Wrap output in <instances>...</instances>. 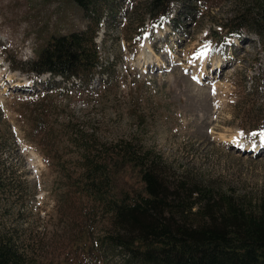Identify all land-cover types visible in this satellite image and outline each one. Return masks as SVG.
Segmentation results:
<instances>
[{
  "label": "rangeland",
  "instance_id": "374dc122",
  "mask_svg": "<svg viewBox=\"0 0 264 264\" xmlns=\"http://www.w3.org/2000/svg\"><path fill=\"white\" fill-rule=\"evenodd\" d=\"M149 1L110 0L96 38L109 74L89 87L31 71L52 37L86 29L81 9L70 0H0V182L8 187L0 234L43 263L81 258L71 241L84 211L61 201L76 194L37 141L46 134L34 125L37 108L72 171L78 152L67 139L78 131L140 142L167 177L192 188L264 200L263 43L237 18L248 0L174 2V21L160 25L149 22Z\"/></svg>",
  "mask_w": 264,
  "mask_h": 264
},
{
  "label": "trees",
  "instance_id": "16d2710c",
  "mask_svg": "<svg viewBox=\"0 0 264 264\" xmlns=\"http://www.w3.org/2000/svg\"><path fill=\"white\" fill-rule=\"evenodd\" d=\"M70 1L89 24L85 30L52 37L31 71L91 87L96 77L109 74L96 38L104 10L113 9L110 0ZM174 2L187 0H150L151 25L174 21ZM237 18L240 29L259 36L264 51V0H248ZM33 114L36 128L46 133L36 137L46 159L59 162L66 186L77 195L67 191L69 198L61 201L84 211L80 225L73 227L71 249L81 255L74 264H102L111 258L119 264H264V200L247 203L234 194L217 196L209 188H192L185 177H167L156 160L160 158L142 143L103 141L78 131L67 139L78 152L72 171L68 161L58 157L61 141L46 111L37 108ZM4 189L8 187L0 182ZM0 264L48 263L36 260L3 233Z\"/></svg>",
  "mask_w": 264,
  "mask_h": 264
},
{
  "label": "snow or ice",
  "instance_id": "6c2138e0",
  "mask_svg": "<svg viewBox=\"0 0 264 264\" xmlns=\"http://www.w3.org/2000/svg\"><path fill=\"white\" fill-rule=\"evenodd\" d=\"M200 55L203 56V55H205V53L204 52H201ZM253 135H255V134H253Z\"/></svg>",
  "mask_w": 264,
  "mask_h": 264
},
{
  "label": "bare ground",
  "instance_id": "6f19581e",
  "mask_svg": "<svg viewBox=\"0 0 264 264\" xmlns=\"http://www.w3.org/2000/svg\"><path fill=\"white\" fill-rule=\"evenodd\" d=\"M0 76H2V74L0 73ZM263 139H264V135H263ZM241 147V146H240ZM249 148V147H248ZM251 150V149H250Z\"/></svg>",
  "mask_w": 264,
  "mask_h": 264
}]
</instances>
